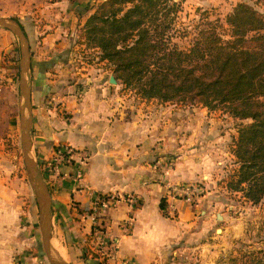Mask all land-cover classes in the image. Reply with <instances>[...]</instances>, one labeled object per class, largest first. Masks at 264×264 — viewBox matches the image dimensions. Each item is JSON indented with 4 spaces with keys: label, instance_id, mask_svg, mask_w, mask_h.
I'll return each mask as SVG.
<instances>
[{
    "label": "crops",
    "instance_id": "1",
    "mask_svg": "<svg viewBox=\"0 0 264 264\" xmlns=\"http://www.w3.org/2000/svg\"><path fill=\"white\" fill-rule=\"evenodd\" d=\"M186 1L207 5L211 0ZM71 10L68 5L60 10L50 8L48 12L59 18L48 20L50 30L44 26L43 32L37 30L39 24L17 19L29 45L26 78L30 108L24 111L30 154L40 165L51 197L50 242L53 245L59 240L64 255L83 260L91 228L81 212L101 193H131L139 203L131 212L128 232L120 227L129 214L124 204L112 209L97 206L98 222L107 227L117 248L114 259L94 252V263L162 264L179 240L187 242L203 233L201 222L207 223L217 203L218 190L209 176V182L202 184L210 190L196 204L166 198L168 184L206 176L202 173L208 171L207 155L199 143L205 140L194 130L205 108L193 106L186 113L179 112L175 103L153 99L132 106L124 100L118 80L110 82L111 72L94 68L70 72V52L61 34L67 33L64 29L72 23L75 13ZM19 60L17 36L0 25V264H43L35 252L38 207L18 151L24 100ZM59 143L88 153L83 166L87 189H79L69 177L49 175L42 169ZM164 159L170 160L169 169L159 168L157 161ZM62 170L73 172L69 166Z\"/></svg>",
    "mask_w": 264,
    "mask_h": 264
},
{
    "label": "trees",
    "instance_id": "2",
    "mask_svg": "<svg viewBox=\"0 0 264 264\" xmlns=\"http://www.w3.org/2000/svg\"><path fill=\"white\" fill-rule=\"evenodd\" d=\"M181 8L176 0H104L86 20V38L114 78L144 99L222 106L250 120L237 130L238 166L227 187L258 204L264 200V17L236 3L225 17L227 38L223 24L203 10L183 49L173 41ZM238 264H264V252H249Z\"/></svg>",
    "mask_w": 264,
    "mask_h": 264
},
{
    "label": "rangeland",
    "instance_id": "3",
    "mask_svg": "<svg viewBox=\"0 0 264 264\" xmlns=\"http://www.w3.org/2000/svg\"><path fill=\"white\" fill-rule=\"evenodd\" d=\"M181 3V10L177 14L176 28L180 31L173 41L183 49L187 48L195 36V24L198 22L200 12L206 10L210 20L218 19L223 24L221 30L228 38V25L225 22L226 14L239 2L253 6L264 17V0H211L207 5L196 4L186 0H176ZM104 0H0V16L26 19L29 23L39 26L37 30L43 32L48 20L59 18L57 13L50 14L51 9L60 10L65 5L71 6L72 23H68L62 33L69 48L70 72H89L92 68L97 72H112V67L106 61H100L97 48H94L86 38V20L94 14L98 6ZM69 21V20H68ZM36 22V23H35ZM52 26V25H50ZM49 26V27H50ZM50 30V28H48ZM19 44V41H18ZM17 73V72H16ZM123 89V98L130 105L144 101L143 97L134 89L118 82ZM150 100V99H149ZM161 102L157 99H153ZM164 104V102H161ZM175 103L179 112L190 110L191 107H204L200 104L188 102ZM175 107V108H176ZM205 108L200 114L202 121L195 125L194 130L200 134L203 153H206L208 171L198 181L186 183H206L207 176L215 180L216 202L209 220L203 219L201 227L203 233L192 238L190 241L182 239L176 243L171 257L165 259L162 264H238L245 259L249 252L262 250L264 252V200L258 204H252L243 195L242 191L228 189L227 180L234 168L236 157L233 153L234 140L238 134V128L250 120H242L232 116L222 106ZM183 115H187V114ZM19 156L23 166L21 143L18 146ZM164 161H166L164 159ZM204 192L210 190L208 185L203 184ZM203 195V194H202ZM201 195V196H202ZM200 196V197H201ZM199 199V198H198ZM197 199V200H198ZM197 200L192 203L196 204ZM36 203V201H35ZM189 204V203H187ZM37 208V204H36ZM218 214V215H217ZM207 224V227H206ZM35 252L40 256L43 264H50L43 254L41 246V234L38 222L35 223ZM219 229V231H218ZM52 246L53 255L63 259L68 264H108L106 260L94 263V253L82 252L83 260L78 256L73 257L63 252L64 246L59 240L54 241ZM62 247V249H61ZM111 264V263H109Z\"/></svg>",
    "mask_w": 264,
    "mask_h": 264
},
{
    "label": "built area",
    "instance_id": "4",
    "mask_svg": "<svg viewBox=\"0 0 264 264\" xmlns=\"http://www.w3.org/2000/svg\"><path fill=\"white\" fill-rule=\"evenodd\" d=\"M88 153L82 149L68 143L57 144L52 155L43 163V170L49 175L57 177H69L79 189H87L84 178L83 166L88 160ZM159 168L166 170L171 166L170 160L157 161ZM69 166L72 171H63L62 167ZM204 192L203 184L177 182L167 185L166 198L172 197L186 203H194ZM138 199L131 193L122 194L117 191L99 194L91 204V207L81 212V217L85 218L90 224L91 236L88 240V251L97 252L96 256L114 259L116 255V242L110 237L107 227L98 222L99 210L112 209L120 204H124L129 214L121 220L120 227L124 232H128L132 225V210L137 207Z\"/></svg>",
    "mask_w": 264,
    "mask_h": 264
},
{
    "label": "water",
    "instance_id": "5",
    "mask_svg": "<svg viewBox=\"0 0 264 264\" xmlns=\"http://www.w3.org/2000/svg\"><path fill=\"white\" fill-rule=\"evenodd\" d=\"M0 25L10 29L17 36L19 41V80L24 97V100L22 102L23 111L21 112L20 117V143L23 163L27 172L28 180L33 188L38 207V225L41 234V246L43 254L46 256L50 264H68L63 259L53 255V250L50 242V228L52 217L50 192L41 173L39 163L30 154L29 126L28 120L26 118L27 116L24 111V109L28 110L30 108L29 87L26 78V69L30 61L28 40L20 23L15 18L0 16ZM110 82H116L114 76L110 77Z\"/></svg>",
    "mask_w": 264,
    "mask_h": 264
},
{
    "label": "bare ground",
    "instance_id": "6",
    "mask_svg": "<svg viewBox=\"0 0 264 264\" xmlns=\"http://www.w3.org/2000/svg\"><path fill=\"white\" fill-rule=\"evenodd\" d=\"M62 253H64V252H62ZM64 255V254H63Z\"/></svg>",
    "mask_w": 264,
    "mask_h": 264
}]
</instances>
